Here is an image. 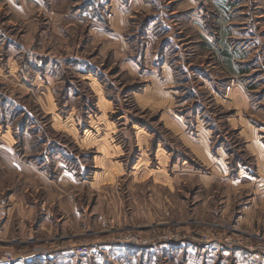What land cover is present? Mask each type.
Wrapping results in <instances>:
<instances>
[{
    "label": "rangeland",
    "instance_id": "1",
    "mask_svg": "<svg viewBox=\"0 0 264 264\" xmlns=\"http://www.w3.org/2000/svg\"><path fill=\"white\" fill-rule=\"evenodd\" d=\"M229 2L225 69L210 1L0 0V264L264 260V205L238 223L253 187L227 182L264 151V0Z\"/></svg>",
    "mask_w": 264,
    "mask_h": 264
},
{
    "label": "crops",
    "instance_id": "2",
    "mask_svg": "<svg viewBox=\"0 0 264 264\" xmlns=\"http://www.w3.org/2000/svg\"><path fill=\"white\" fill-rule=\"evenodd\" d=\"M179 1L190 5L199 2L201 3L202 0H179ZM208 1L213 3L211 12H213L214 14L213 24H211L210 26L220 28L219 35L221 36V41L215 42L214 37H210V38L206 37L208 44L205 46V49L209 52L212 51L215 52V54L219 58V60H217L218 64H220L223 68L227 69L233 65V61L235 59L236 61L242 62L245 56H243L242 54L240 56L237 53H233L232 55L228 54L230 51L229 46L227 44H224V47L223 46L220 47L219 42L225 43L227 39L230 38L231 35H232L231 37L235 36L236 28L244 25V23L242 22V24H239L236 28L235 25L232 24V20L235 19V15L231 13L232 11H234L235 6L234 4H232V2H229V0H205V2ZM224 2L227 4H225ZM189 9L191 10L189 16L190 22L200 23V19L197 16V14L193 11L192 5H190ZM195 27L200 28L199 26H197V24H195ZM199 32L201 36L206 35L203 34L201 30H199ZM210 36L212 35L210 34ZM237 72H244V71L238 70ZM191 140L194 141V139L189 138L188 142L191 143ZM246 145H247V149L249 148L254 152L253 156L255 160V171H254L255 173L241 171V173H239L234 180L227 181L232 186H235L237 183H239L240 186L251 185L253 187V190H248L249 191V193H247V196L249 197V199L247 200L248 202H245L240 207L239 215L235 217L237 218V222L240 224H248V221L251 222L253 219L252 214L254 213L255 208L259 207L260 205H264V151L262 145L259 144V142L256 139V134H254V136L248 140V143ZM200 147L203 150L206 149V147L207 148L209 147L208 140L206 138H204V140L201 141ZM205 155H207L206 152ZM262 226L264 228V218L262 221ZM116 249L119 248L118 247L114 248V251ZM207 251L210 254L207 255L208 253ZM201 252L203 253V255L205 254L206 257L211 256L216 258L217 261L215 262V264H264V260L260 256H258L255 252H250L244 248L224 250V248L220 247L217 243H212L202 247ZM45 255L46 256L49 255L51 258L56 255H59L60 257H67V255H70V252L69 251L51 252ZM110 257H112L113 259L114 258L118 259L117 255L114 256L109 253V258ZM191 260L192 257H190L189 261ZM29 262L30 260L26 261V263ZM50 264L53 263L50 262Z\"/></svg>",
    "mask_w": 264,
    "mask_h": 264
},
{
    "label": "built area",
    "instance_id": "3",
    "mask_svg": "<svg viewBox=\"0 0 264 264\" xmlns=\"http://www.w3.org/2000/svg\"><path fill=\"white\" fill-rule=\"evenodd\" d=\"M263 254V257H264V253H262Z\"/></svg>",
    "mask_w": 264,
    "mask_h": 264
}]
</instances>
